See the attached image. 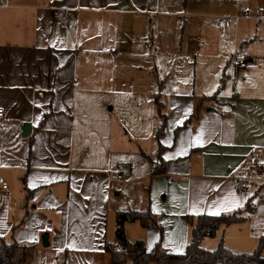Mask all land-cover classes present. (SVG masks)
Segmentation results:
<instances>
[{
  "label": "crops",
  "instance_id": "1",
  "mask_svg": "<svg viewBox=\"0 0 264 264\" xmlns=\"http://www.w3.org/2000/svg\"><path fill=\"white\" fill-rule=\"evenodd\" d=\"M9 1L0 8V177L9 184L0 191V237L29 246L25 264H110L118 213L148 206L162 232L131 221L127 239L150 251L160 237H182L173 253H184L189 220L244 211L256 195L244 222L201 242L254 252L264 188L239 192L231 178L252 147L264 162V21L248 16L215 28L206 22L214 14H198L189 29V0ZM201 4L220 6L223 17L264 9V0ZM57 8L67 12L66 28ZM209 28L222 41L200 44L208 58L167 76L164 50L178 30L201 39ZM157 96L166 115L160 138ZM229 237H254L255 250Z\"/></svg>",
  "mask_w": 264,
  "mask_h": 264
},
{
  "label": "trees",
  "instance_id": "2",
  "mask_svg": "<svg viewBox=\"0 0 264 264\" xmlns=\"http://www.w3.org/2000/svg\"><path fill=\"white\" fill-rule=\"evenodd\" d=\"M222 87L223 84L220 85L219 90ZM155 103L158 107V114L163 118L157 132V137L160 138L164 134L166 115L161 114L162 103L158 96ZM162 172L158 169L154 171L155 174ZM26 189L29 199L31 191L27 187ZM255 198L256 195L248 201L244 211L220 216L201 215L196 220H189L192 226V239L184 253L169 252L161 247L160 242L148 251L144 241L130 242L127 239L125 224L131 221H139L143 227H148L151 224L152 227L159 228L162 232V228L160 224L156 223L149 206L141 212H120L117 215L115 242L107 245V252L111 256L110 264H264L263 238H260L258 247L252 253H234L223 242L212 251L201 246L202 240L214 238L221 226L244 222L247 219L245 212L253 211ZM28 247L18 243L14 235L11 242H6L0 237V264H25V252ZM117 247H120L121 250H118Z\"/></svg>",
  "mask_w": 264,
  "mask_h": 264
},
{
  "label": "rangeland",
  "instance_id": "3",
  "mask_svg": "<svg viewBox=\"0 0 264 264\" xmlns=\"http://www.w3.org/2000/svg\"><path fill=\"white\" fill-rule=\"evenodd\" d=\"M202 5L203 4H201V0H194V1L189 0L186 6L184 7V13H186V15H184V19L186 20L187 22L186 26L189 29L200 24L197 20H195V16L198 14H202V15L208 14L207 15L208 17L211 16V14L212 15L214 14L213 16L215 17L207 18L206 22L207 25L209 26L212 27L214 26L215 28L218 27L217 18L223 17L222 14H219L221 10L220 6H217L215 10L208 9L204 11L202 9ZM164 22H165L164 26L166 29L173 28L174 25L169 21V19H165ZM209 29L212 32V34L208 35V37L201 38L202 41L199 37H196L195 35H193L192 37L186 36L184 38V34L186 31L184 32L182 30H178V32L175 34L176 36L175 43L174 41H171V45L168 47L166 46L164 50V56L166 59L165 68H166L167 76H170L172 78L174 76L173 72L179 68H182L184 71L191 72L196 65V60L197 62L199 61L201 64L208 58V55L210 53L209 48L203 51L199 48L200 44L201 45L207 44L209 47H213L214 44H218L222 41L219 30L214 28H209ZM186 30L187 32L189 31L188 29ZM249 225L250 224H247L245 227L249 229ZM253 234L255 235V233ZM109 238H113V237H109ZM181 238L182 237H177V238L160 237L158 242L161 243V247L163 249H165V246L166 247L169 246L170 248H172L170 250L173 252L174 250L177 249L178 243H180L178 241L179 239L182 240ZM252 239H254V237H246V240L241 243L239 240L236 239V237H229V240L240 242V244H242L241 248L254 251L255 249L253 247V244H251L253 241ZM244 253H249V252H244Z\"/></svg>",
  "mask_w": 264,
  "mask_h": 264
},
{
  "label": "built area",
  "instance_id": "4",
  "mask_svg": "<svg viewBox=\"0 0 264 264\" xmlns=\"http://www.w3.org/2000/svg\"><path fill=\"white\" fill-rule=\"evenodd\" d=\"M223 1L229 3L232 1L239 2L240 0H223ZM9 3H10L9 0H0V8L7 7ZM56 10H57L56 19L58 26L61 28H66L68 26V17L66 10L64 8H57ZM248 16H253L259 21H264V9L263 8L252 9L250 6H246L242 9H239L232 16L218 17L217 23L222 27H226L230 24L232 20L237 21L246 18ZM238 64H240V62H238ZM4 114H5L4 109H0V117H3ZM263 171H264V162L261 157L259 148L252 147L243 164L241 173L231 178L232 185L239 192L248 190L254 184H257L259 189H262L261 187L264 188ZM7 190H9L8 182L4 177H0V191H7ZM253 232L260 238H263L264 240V227H260L259 222L256 220L254 222ZM117 249L121 250L120 247H117Z\"/></svg>",
  "mask_w": 264,
  "mask_h": 264
},
{
  "label": "water",
  "instance_id": "5",
  "mask_svg": "<svg viewBox=\"0 0 264 264\" xmlns=\"http://www.w3.org/2000/svg\"><path fill=\"white\" fill-rule=\"evenodd\" d=\"M31 134V125L30 124H26L24 127V136L27 137ZM46 238H43V243L44 245L47 246V243L45 244Z\"/></svg>",
  "mask_w": 264,
  "mask_h": 264
}]
</instances>
